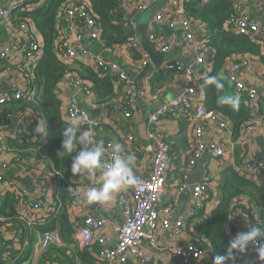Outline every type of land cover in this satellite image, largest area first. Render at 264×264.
Masks as SVG:
<instances>
[{
	"label": "built area",
	"instance_id": "built-area-1",
	"mask_svg": "<svg viewBox=\"0 0 264 264\" xmlns=\"http://www.w3.org/2000/svg\"><path fill=\"white\" fill-rule=\"evenodd\" d=\"M22 1L25 5L24 7L22 6L23 8H21L18 2H11L8 5L0 3V17L5 19L8 25L15 26L23 36L22 44H14L9 50L3 51L0 57L2 59H10L12 56L21 55L19 66L24 74V87L17 86L14 91L2 94L0 96V105L22 97L30 99L34 95L33 89L30 88L33 78L31 72L35 61L40 56L42 44L33 35V22L25 20L15 22V14L21 10L31 11L36 9L38 2L37 0ZM157 1L131 0V4L134 7L135 14L139 15L149 10ZM186 1L190 0H169V6L166 5L165 8L158 11L155 21L168 24L173 29L180 24L185 31L186 39L195 45V28L192 19L184 11V3ZM201 2L205 3L204 0H201ZM90 8V5L85 0H73L65 6L60 16L61 26L56 39V50L63 55V57L59 58L66 63L81 60L82 63L96 70H103L112 74L116 78V82L121 85L125 103L122 106L117 100H111L109 106L122 109L124 116L129 118L132 116V106L136 104L138 98L145 95V92L137 86V75L128 72L118 61L96 52L86 44L87 38L94 40L106 53H112L114 47H116H108L106 45L105 40L101 37V25ZM233 8L236 12L233 30L236 33L248 34L251 38L260 42L263 39L259 34L261 30L260 23L256 17L246 10L244 0H233ZM126 20H128L129 36L127 41L122 45H126L140 53V58L137 60L138 73L145 72L148 68H151L152 73L150 76H152L155 72L157 73L162 69L152 67L151 55L143 48L139 41L136 19L131 17ZM148 36L150 41L159 47L161 51L167 53L170 50V45L166 43L164 37H159L154 31L148 32ZM204 53L205 57H197L188 63L170 61L164 66V70H171L176 72V74L184 76L186 82L184 89L179 95L167 100L149 113L146 140L137 139L133 133L125 136L132 146L123 148L121 155L131 157L133 162L135 161L133 150L141 148L142 151L151 156V166L148 175L132 169L136 183L126 187L118 195L124 219L122 224L116 228V243L100 251L101 254L99 253V257H96L98 260L103 261L104 264H127L131 257L142 258L141 243L146 240L151 245H155L158 242L160 232L169 227L173 229L174 234L181 238L179 245L173 250L180 264H195L204 254L202 243L199 244L195 241L197 238L195 233L185 236V221L182 218H173L172 206L163 203L167 181L166 173L174 159V155L167 135L158 127L159 120L168 114L193 118L196 136L194 146L188 157V163L192 167L197 164V161L207 149L206 145L202 142V137L207 129L208 121L215 120L220 127L233 129L231 121L223 114L209 111L202 104L196 105L199 96L194 85L195 71L204 62L212 64L210 50L207 46H205ZM250 63L251 60L248 57L231 56L230 60L224 65L226 77L233 84L236 94L240 97V101L244 100L253 113L252 117L242 126L239 138L252 136L256 127L262 124L259 117V110L261 108L259 92L254 86H247L238 76V72L250 66ZM63 79L69 86L76 89L77 93L67 104L66 113L68 118L71 120L75 117H85L82 119L80 131L91 129L94 141L96 143L103 142L105 148L103 161L108 162L112 154L111 145L114 143L97 138L98 130L104 122L101 118L93 117L89 110L80 105L79 97L92 94L90 86L74 72H68L64 75ZM2 116L10 119L11 123L3 127L0 126V153L6 150L5 144L9 138L20 143L28 141L33 135L38 122L35 116L28 113L17 117H12L10 113ZM211 153L216 158L224 156L226 150L223 143L213 144ZM15 162L21 168L26 167V159L22 158L19 154L16 155ZM8 166H10L9 163L0 161V187H2L5 181L3 170ZM236 171L244 179L254 181L258 174L264 173V158L255 156L245 158L241 162V165L238 168L236 167ZM62 178L65 177L58 170L53 173L50 171L49 174L43 173V175H40L36 179V184L38 185L36 193L31 194L27 187L20 189L19 197H21V202L26 208L47 211L50 206L57 204L56 198L53 201L50 200V188L54 189ZM214 178L211 172H206L203 178L195 185L191 204L192 211H190L191 216L193 212L198 213L203 210L206 199L209 197L210 185ZM78 202L79 194L77 193L70 204H77ZM247 203L248 196H241L240 201L236 203L234 208L231 219V232L234 236L238 232L247 231L253 226L251 225L249 211L246 210L247 207L245 205ZM58 207H61V204H58ZM254 213L257 216V210L254 209ZM0 220H2L1 216ZM106 224V221L97 215H84L81 223L75 228L73 234L74 242L82 247L92 246L98 237V233L106 227ZM0 234L4 235L2 229H0ZM55 240L56 236L52 230L44 231L38 244L33 248L34 255H37L41 250L48 249ZM2 245L6 250H9L10 245L8 242L3 241ZM251 246L253 247L252 244ZM237 254L241 260V264H249L250 259L247 251ZM259 261L264 264V261Z\"/></svg>",
	"mask_w": 264,
	"mask_h": 264
},
{
	"label": "crops",
	"instance_id": "crops-1",
	"mask_svg": "<svg viewBox=\"0 0 264 264\" xmlns=\"http://www.w3.org/2000/svg\"><path fill=\"white\" fill-rule=\"evenodd\" d=\"M209 1L204 0L205 3ZM11 2L20 3L21 8L25 6L22 0H0V3L3 5H8ZM118 2L119 6L116 15L122 19L131 17L136 19L145 13L136 15L131 0H118ZM168 2L169 0H167V6H169ZM244 5L246 10L256 17L260 23L261 30L259 34L263 37L260 42L262 44V53L264 54V0H244ZM18 17L17 15L16 18ZM156 23L157 21L154 19L148 25V32L154 31ZM192 23L196 32L195 45L186 39L185 31L180 24L164 36L166 43L170 45V50L167 53L161 51L155 45L159 52L164 54L165 58L159 65L152 63L153 68L159 67L162 69L157 73L155 72L152 76H150L152 73L151 68H148L145 72L138 73L137 60L140 57H136L134 50L130 47L120 45L114 47L112 53H106L96 41L89 38L86 39V44L93 50L118 61L128 72L137 75V86L145 92V95L138 98L136 104L132 106V116L129 118L124 116L122 109H116L113 106H102L92 89L91 95L79 97L80 105L89 110L93 117L101 118L104 122L98 130L97 138L99 140L111 141L114 144L119 143L122 145V148H127L132 146L125 138L127 134L133 133L140 140L147 139L146 131L149 113L167 100L179 95L186 84L184 76L176 74V72L164 70V66L170 61L188 63L197 57H205V26L198 19H192ZM32 28L35 39L42 44V36L33 23ZM22 43V33L15 26L8 25L7 21L0 17V54L3 51L9 50L14 44L20 45ZM42 52L43 45L40 50V56ZM57 54L59 57H63L62 54L58 52ZM20 57L21 55L12 56L10 59H2L0 57V96L6 92L14 91L17 86L24 87V74L19 66ZM248 58L251 60L250 66L240 70L238 76L247 86L257 88L261 98L259 117L262 124L256 127L252 136L234 137L232 128H222L215 120L208 121L207 129L202 137V142L206 145L207 149L197 161V164L192 167L188 163V157L194 146L196 136L193 118L168 114L158 122L159 129L165 132L168 141L172 145L174 155V159L166 173L167 181L163 203L172 206L173 218H182L185 221V236L195 233L194 224L208 218L211 212L217 208L220 201L219 185L222 182V173L225 169L231 167L236 170V167L238 168L241 162L250 156L264 158V63L260 58ZM81 63V60H77L72 63V66L80 69ZM210 71L211 65L207 62H204L195 71L194 85L199 96L196 105L202 104L205 106V91L199 80L203 74ZM88 85L91 88L89 83ZM234 91L235 88L232 87V92L230 93L229 91V95H237L236 91ZM76 94V89L69 86L62 78L57 88V96L63 103L64 118L69 121L70 119L66 113L67 104ZM113 100H117L121 105L125 103L121 85L117 82L115 84V96ZM7 107L9 105H0V111ZM0 117L5 118L2 115ZM0 126L6 125L0 124ZM47 139V135H32L20 147L9 138L5 144L6 150L0 153V161L10 164V166L3 170L5 181L2 187H0V204H2L6 194L12 193L16 198L15 207L18 213L17 219H10L8 221H6L3 215H0L2 217L0 229L4 233V235L0 234V261H4L6 264H67V256H74L79 262V251L82 249L79 245L75 244L73 234L75 228L81 223L83 216L86 214L97 215L107 223L106 227L98 233V237L94 243L93 254L95 257H99L100 251L114 245L117 241L116 228L122 224L124 219L118 195L124 189L115 194L114 199L110 202H93L89 204L83 196V193L89 189L101 186V170H97L93 175L85 173L83 175L78 174L73 176L70 174L68 176L74 184V189L79 194V202L77 204L71 203L67 207L70 228L62 227V223L57 218L60 213L58 215L53 214V206L44 211L26 208L23 205L21 197H19L20 189L27 187L31 194L36 193L38 190L36 179L40 175H43V173L49 174L51 171L52 165L50 161L41 153V147L47 143ZM218 143H223L226 153L224 156L216 158L211 153V147L213 144ZM80 148L82 146L77 148L73 158L78 154ZM133 152L135 154V161L132 162V169L148 175L151 166V156L142 151L141 148H136ZM17 154L26 159V167L21 168L16 165L15 157ZM200 168L202 169V174L198 176L196 171ZM206 172H211L215 178L210 185L209 197L206 199L203 210L198 213L193 212V218L190 214V211H192L193 195L190 196L189 194L184 197V191L187 188L186 180L191 176H195L198 183ZM251 182L257 186H264V173L258 174L256 179ZM53 191L54 189L50 188L51 201L55 198ZM47 225L50 228H46V230L54 232L56 241L49 249L41 250L37 255H34L33 248L38 244L44 232L42 227ZM180 239L178 235L174 234L172 228L163 229L155 245H151L146 240L141 243L142 258L131 257L127 264H180L179 259L173 252L174 248L179 245ZM3 241L9 243V250L3 247ZM203 248L204 254L195 264L211 263L210 250L204 246ZM58 249L61 252L64 250L65 253L57 252ZM247 254L250 259L249 264H262L251 244L248 246ZM52 260L55 262H51Z\"/></svg>",
	"mask_w": 264,
	"mask_h": 264
},
{
	"label": "trees",
	"instance_id": "trees-1",
	"mask_svg": "<svg viewBox=\"0 0 264 264\" xmlns=\"http://www.w3.org/2000/svg\"><path fill=\"white\" fill-rule=\"evenodd\" d=\"M71 1L73 0H37L38 7L36 9L21 10L15 14V22L23 20L33 22L42 36L43 52L31 72L33 78L30 88L33 89L34 95L30 99L22 97L7 102L3 106L9 105V107L0 111V115L10 113L12 117H17L28 113L35 116L38 121L44 119L48 141L41 147V153L50 161L51 173L58 170L65 177L54 188L53 195L57 204L53 205L52 210L55 215L60 213L57 218L64 228H70L67 207L78 193L68 178L76 151L70 156H57V150L60 149L63 139L62 131L69 122L64 118L63 103L57 96V88L64 75L74 72L91 85V89L96 93L102 106H109V102L115 96L116 84V78L106 71L96 70L84 63L80 64V69H76L72 66L73 62L66 63L59 58L56 51V39L61 26L60 16L65 6ZM85 1L90 5L91 11L101 25V37L105 40L106 45L114 47L124 44L129 36L128 20L116 15L119 6L118 0ZM184 11L190 19H198L202 22L206 29L205 41L210 50L212 64L211 71L203 74L199 80L205 91V107L209 111H216L226 116L232 123L234 137H238L242 126L252 117L253 113L244 100L240 101L238 110H233L229 105L216 103L218 95H229V91L231 93L232 87H234L226 77L224 65L231 56L260 58L264 63L262 44L248 34L236 33L233 30L236 20L233 0H210L207 3H202L201 0H190L184 3ZM17 15L18 18H16ZM171 30L173 28L168 24L157 22L154 33L159 37H164ZM134 52L136 57H140L137 50ZM213 75L223 77L222 82L225 87L220 93L216 91L214 85L204 84V80ZM33 135H37L35 131ZM12 140L20 147L27 142L20 143ZM219 191L220 201L217 208L211 212L208 218L194 224L197 237L195 241L199 244L202 243L205 248L210 250V264H213L215 255L225 252L228 242L234 237L231 232V219L236 203L240 201L241 196H248V203L245 206L250 214L251 225L264 226V186H257L250 180L244 179L234 168L230 167L222 173ZM15 204V195L6 194L0 204V215H3L6 221L18 218ZM58 204H61V207H58ZM254 209L257 210V216ZM46 228H50L49 225L42 227L44 231ZM79 247L82 249L79 251L80 261L78 262L74 256H67V264H104L94 256V244ZM57 252H61V250L58 249ZM61 253L63 254L65 251L62 250ZM236 255V264H241L238 254ZM0 264L6 263L0 261Z\"/></svg>",
	"mask_w": 264,
	"mask_h": 264
},
{
	"label": "clouds",
	"instance_id": "clouds-1",
	"mask_svg": "<svg viewBox=\"0 0 264 264\" xmlns=\"http://www.w3.org/2000/svg\"><path fill=\"white\" fill-rule=\"evenodd\" d=\"M223 77L216 75L208 76L204 80L205 85H214L218 93L222 92L225 85L222 82ZM218 105H229L233 110H238L240 106L239 95H218L216 99ZM85 117H75L71 119L67 127L62 131V143L57 150V156H70L77 150L78 154L72 159L71 174L73 176L83 175L85 173L93 175L97 170H101L99 188H91L83 193L87 203L93 202H110L114 199L115 194L126 187L136 183L133 170L132 158L121 155L123 148L119 143L111 145L112 154L108 162L102 160L105 148L103 142L96 143L93 138L91 129L80 131L82 119ZM36 134L47 135L46 123L39 120L34 129ZM253 245L259 260L264 261V226H252L247 231L238 232L228 242L223 254H217L213 257V264H236L237 253H244L248 250L249 244Z\"/></svg>",
	"mask_w": 264,
	"mask_h": 264
},
{
	"label": "water",
	"instance_id": "water-1",
	"mask_svg": "<svg viewBox=\"0 0 264 264\" xmlns=\"http://www.w3.org/2000/svg\"><path fill=\"white\" fill-rule=\"evenodd\" d=\"M166 3L167 0H158L148 11L136 18L139 31V41L143 48L151 55V60L154 65H159L161 61L165 58V56L164 54L160 53L155 44L150 41L148 36V25L155 19V16L158 11L165 8ZM10 123V119L0 117V124L9 125ZM196 174L198 176H201L202 169H198L196 171ZM186 182L187 188L184 191V197L189 194L190 196L193 195L194 187L197 183V180L195 179V176H191L189 179L186 180Z\"/></svg>",
	"mask_w": 264,
	"mask_h": 264
},
{
	"label": "rangeland",
	"instance_id": "rangeland-1",
	"mask_svg": "<svg viewBox=\"0 0 264 264\" xmlns=\"http://www.w3.org/2000/svg\"><path fill=\"white\" fill-rule=\"evenodd\" d=\"M148 11V10H147ZM146 12V11H145ZM144 13V12H143Z\"/></svg>",
	"mask_w": 264,
	"mask_h": 264
}]
</instances>
